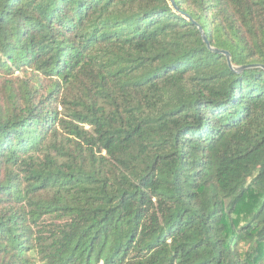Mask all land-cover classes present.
Listing matches in <instances>:
<instances>
[{
	"label": "trees",
	"instance_id": "16d2710c",
	"mask_svg": "<svg viewBox=\"0 0 264 264\" xmlns=\"http://www.w3.org/2000/svg\"><path fill=\"white\" fill-rule=\"evenodd\" d=\"M172 1L0 0V264H264V0Z\"/></svg>",
	"mask_w": 264,
	"mask_h": 264
},
{
	"label": "water",
	"instance_id": "95a60500",
	"mask_svg": "<svg viewBox=\"0 0 264 264\" xmlns=\"http://www.w3.org/2000/svg\"><path fill=\"white\" fill-rule=\"evenodd\" d=\"M170 2H171V4H172V6L174 7L173 1L170 0ZM199 30H200V32H201V37H202L203 42L208 46V43H207V41H206V38H205L203 32L201 31L200 28H199ZM213 52H218V51L213 50ZM219 53H222L223 55L226 56V58H227V63H228V65L230 66V60H229V55H228V53H226V52H219ZM234 70H235L236 72H239V71L242 70V68H238V69H234Z\"/></svg>",
	"mask_w": 264,
	"mask_h": 264
}]
</instances>
